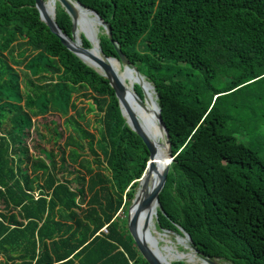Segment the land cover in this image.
Listing matches in <instances>:
<instances>
[{
  "label": "trees",
  "instance_id": "1",
  "mask_svg": "<svg viewBox=\"0 0 264 264\" xmlns=\"http://www.w3.org/2000/svg\"><path fill=\"white\" fill-rule=\"evenodd\" d=\"M78 1L110 25L155 87L175 156L158 229H184L205 257L264 264V157L231 126L264 124V0ZM35 4L0 0V264H149L120 216L149 150L109 80L62 43ZM56 22L73 38L59 1ZM79 32L89 36L75 23V41ZM98 38L119 59L110 36ZM134 90L144 100L142 86Z\"/></svg>",
  "mask_w": 264,
  "mask_h": 264
},
{
  "label": "water",
  "instance_id": "2",
  "mask_svg": "<svg viewBox=\"0 0 264 264\" xmlns=\"http://www.w3.org/2000/svg\"><path fill=\"white\" fill-rule=\"evenodd\" d=\"M59 1L61 6L63 8H65V10L71 15L72 20H73V24H74V31H75V21L78 19V11L76 9V7L74 6L73 2L71 0H56ZM75 2H77V4H79L81 7H83L84 9L88 10L89 12H91L96 20V22L103 27V29L105 30V32L110 36L111 41L115 44L116 50L119 54V59L118 58H114V57H108L106 55H104L101 46H100V40L99 38H97L99 47H100V51L102 53V55L105 57V59L96 57L92 54V47H93V43H92V39L86 35L85 37L91 42L92 47L91 48H86L83 46L82 44V39H79V43H76L75 40V33L73 31V38L69 37L67 34L63 33L62 30L60 29V27L58 26L57 22H56V9L54 12V16L50 17L48 15V13L46 12V0H35V6L36 8L39 10L40 12V18L42 21H44L47 26L50 28V30L56 34L57 36L60 37L62 43L74 54H76L78 57H80L84 62H86L88 65H90L91 67H93L98 73L102 74L103 76H105L112 88L114 89L116 96L119 100V104L122 110V114L126 119L127 124L143 139L144 143L146 144L149 153H150V157H149V161L147 163V167L142 175V177L138 180L139 186L135 195V198L132 201V204L130 206V210H129V215H128V229L130 234L132 235L133 239L135 240L137 247L139 249V251L141 252V254L143 255V257L146 259V261L149 264H173L170 263L168 261H166V259H164V257H162L159 253L158 248L156 247V243L152 244V243H148L146 240V237L142 238L139 235V221L140 218L142 216V214H144L148 209H150V207L152 206L153 203H156L158 206H160V201H159V195L162 191V189L164 188V185L167 181V177H168V173L170 171L171 168V164L174 161V154H173V147H172V143L170 141V134L168 132V129L166 127V124L163 121V118L161 116V108L158 104V96L156 94L155 91V87L154 85L149 82L148 80L145 79L144 75H142L137 68L133 67L129 60L126 58L125 54L122 52V50L120 49V47L116 44V42L113 39V34H112V29L110 27V25H107L104 20L102 19V17L100 16V14L92 9V8H88L85 5H83L81 2H79L78 0H73ZM90 23V21H88ZM88 56L91 58L92 61H90L91 63H89L87 60V58L85 57ZM117 59L122 66H126L128 67L130 70H133L138 77H140L142 80H145V83H141V82H136L138 84H140L143 88L144 91V95L145 98L144 100H142L137 93L134 90V85L131 86H127L116 74V72L112 69L111 65L107 62V60L109 59ZM97 67H100L101 70L97 69ZM149 88L153 91L154 93V97H155V104L158 107V121L159 124L164 132L165 135V141H166V153L163 157V160H161L162 163V168L161 170L158 171V162L160 161L159 159V155H158V149L156 147V144L148 137L147 133L145 132L141 122L139 121L138 117L136 116L134 110L132 109V107L130 106L129 103V98L128 95H131V98L134 99V101H136L143 109L147 108V96L149 94V92L147 91ZM158 172L159 175V180L157 182V184L153 185V187L150 189L149 187V182L150 179L152 177V175L154 173ZM141 192V195L138 196V194ZM156 218H157V212H156ZM152 218V211H149L147 214V223L151 220ZM182 235L177 234L178 237H186L190 242L191 245L193 247V249L195 250V252H197L198 254H200L202 256V258L204 260H206L209 264H219L215 259L210 258V257H205L203 255V253L193 244L192 239L190 237V235L182 228H180ZM170 230H164L163 233H170Z\"/></svg>",
  "mask_w": 264,
  "mask_h": 264
},
{
  "label": "bare ground",
  "instance_id": "3",
  "mask_svg": "<svg viewBox=\"0 0 264 264\" xmlns=\"http://www.w3.org/2000/svg\"><path fill=\"white\" fill-rule=\"evenodd\" d=\"M76 7L78 11V19L75 21L77 25H81L89 34V37L92 39L93 47L91 49L92 54L96 57L105 59V57L102 55L100 51V47L97 41L98 38V23L96 22L93 14L89 12L88 10L81 7L77 2L71 0ZM56 9V0H46V12L50 17L54 16V12ZM90 21V23L88 22ZM101 35V34H100ZM81 38V33H78L76 43H79V39ZM88 59L87 61L91 63V58L86 56ZM107 62L111 65L112 69L116 72L118 77L127 85L131 86L134 85L136 82H141L147 85L145 83V80H142L138 75L133 71L130 70L126 66H122V64L117 59H109ZM97 69L101 70L100 67H97ZM147 91L149 92L147 96V108L143 109L136 101H134L133 98H131V95H128L129 103L132 109L134 110L136 116L138 117L139 121L141 122L145 132L147 133L148 137L156 144V147L158 149V155L160 161L158 162V171L162 168L161 160H163V157L166 153V141H165V135L164 132L159 124L158 121V107L155 104V97L153 91L149 88ZM153 104V105H152ZM159 180L158 172L154 173L150 179L149 187L150 189L153 187V185L157 184ZM141 195V192L138 194V196ZM158 205L156 203H153L150 209H148L144 214H142L140 221H139V235L140 237L144 238L146 237V240L148 243L155 244L156 247L159 250V253L166 261L173 263L176 260H185L188 264H209L206 260H203L202 258H199L192 252L184 251L181 252L176 245L173 244L172 240L169 239V234L163 233L158 231L156 224H155V215L157 212ZM149 211H152V218L147 223V214ZM187 239V238H186ZM186 239L180 240L181 243L186 244ZM188 240V239H187ZM180 245V244H179ZM189 245V244H188ZM186 244V248H189ZM174 260H169L171 257H174ZM168 259H167V258Z\"/></svg>",
  "mask_w": 264,
  "mask_h": 264
},
{
  "label": "rangeland",
  "instance_id": "4",
  "mask_svg": "<svg viewBox=\"0 0 264 264\" xmlns=\"http://www.w3.org/2000/svg\"><path fill=\"white\" fill-rule=\"evenodd\" d=\"M99 32H103L105 30H101V26L99 25ZM84 34V33H82ZM81 34V35H82ZM137 84V83H135ZM134 84V85H135ZM83 98V97H82ZM146 99V98H145ZM84 104H89V101L85 100L84 98L79 102V105H84ZM153 105V104H152ZM55 118L57 121L62 122L64 117H60V116H56V115H47L45 118L46 119H50V118ZM96 115L95 113H93L92 111H90L88 113V119L91 120V123L94 124V127H90V130L93 131V129L95 130V126H96ZM38 120H41V117L38 118ZM43 120V119H42ZM98 125V124H97ZM231 126L233 127L234 130V134L236 136L237 139L246 142L247 144L252 145L253 147L257 148L260 152V154L264 157V124H231ZM60 130H63V124H60L59 127ZM98 135V134H97ZM37 141L36 139V135L34 132L30 133V139L27 141V145L32 148L33 143ZM32 150V149H31ZM101 152H102V148H101ZM92 158V156H90ZM139 186V185H138ZM138 189V188H137ZM131 206V205H130ZM130 206H126V208L123 211H121L120 216L123 219H127L128 220V215H129V210H130ZM155 224L157 227V223H156V217H155ZM158 229V227H157ZM158 231L163 232V230L158 229ZM169 234V239L172 240L173 244L177 246V248L181 251H188V252H192L194 253L196 256H198L199 258H202V256L200 254H198L197 252H195V250L193 249L191 242L189 240L186 239V237H178V235L174 232H170ZM186 239V244L189 246V248H186V244L185 243H181L180 240ZM180 244V245H179ZM203 259V258H202ZM204 260V259H203ZM219 264H230L227 262H224L222 260L219 259H215ZM179 261V260H176ZM184 261L186 264H188L185 260ZM175 262V261H174ZM199 264V263H196ZM201 264V263H200Z\"/></svg>",
  "mask_w": 264,
  "mask_h": 264
},
{
  "label": "built area",
  "instance_id": "5",
  "mask_svg": "<svg viewBox=\"0 0 264 264\" xmlns=\"http://www.w3.org/2000/svg\"><path fill=\"white\" fill-rule=\"evenodd\" d=\"M101 231L107 233L108 232L107 226H104Z\"/></svg>",
  "mask_w": 264,
  "mask_h": 264
}]
</instances>
